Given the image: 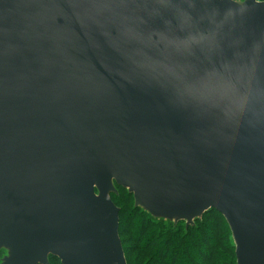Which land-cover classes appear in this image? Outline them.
<instances>
[{"label": "water", "instance_id": "obj_1", "mask_svg": "<svg viewBox=\"0 0 264 264\" xmlns=\"http://www.w3.org/2000/svg\"><path fill=\"white\" fill-rule=\"evenodd\" d=\"M118 187L264 264V2L0 0V264H127Z\"/></svg>", "mask_w": 264, "mask_h": 264}, {"label": "trees", "instance_id": "obj_2", "mask_svg": "<svg viewBox=\"0 0 264 264\" xmlns=\"http://www.w3.org/2000/svg\"><path fill=\"white\" fill-rule=\"evenodd\" d=\"M118 190L112 200L120 209L119 235L127 264H237L231 230L216 210L187 228L185 222L154 219L135 208L127 190ZM50 263L61 264L56 258Z\"/></svg>", "mask_w": 264, "mask_h": 264}, {"label": "clouds", "instance_id": "obj_3", "mask_svg": "<svg viewBox=\"0 0 264 264\" xmlns=\"http://www.w3.org/2000/svg\"><path fill=\"white\" fill-rule=\"evenodd\" d=\"M240 3H243V0H240Z\"/></svg>", "mask_w": 264, "mask_h": 264}, {"label": "flooded vegetation", "instance_id": "obj_4", "mask_svg": "<svg viewBox=\"0 0 264 264\" xmlns=\"http://www.w3.org/2000/svg\"><path fill=\"white\" fill-rule=\"evenodd\" d=\"M51 259H52V257H50V262H51Z\"/></svg>", "mask_w": 264, "mask_h": 264}, {"label": "rangeland", "instance_id": "obj_5", "mask_svg": "<svg viewBox=\"0 0 264 264\" xmlns=\"http://www.w3.org/2000/svg\"><path fill=\"white\" fill-rule=\"evenodd\" d=\"M60 262V261H59Z\"/></svg>", "mask_w": 264, "mask_h": 264}]
</instances>
